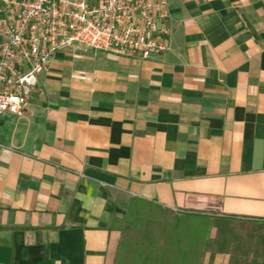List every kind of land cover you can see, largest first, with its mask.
Here are the masks:
<instances>
[{"label":"crops","instance_id":"crops-1","mask_svg":"<svg viewBox=\"0 0 264 264\" xmlns=\"http://www.w3.org/2000/svg\"><path fill=\"white\" fill-rule=\"evenodd\" d=\"M167 13L161 56L62 50L0 117V264H264V0ZM190 217L194 255L171 224ZM213 223L255 228L234 246L252 251L219 250Z\"/></svg>","mask_w":264,"mask_h":264},{"label":"built area","instance_id":"built-area-1","mask_svg":"<svg viewBox=\"0 0 264 264\" xmlns=\"http://www.w3.org/2000/svg\"><path fill=\"white\" fill-rule=\"evenodd\" d=\"M169 0H0V117L39 96L62 50L143 61L167 51Z\"/></svg>","mask_w":264,"mask_h":264},{"label":"trees","instance_id":"trees-1","mask_svg":"<svg viewBox=\"0 0 264 264\" xmlns=\"http://www.w3.org/2000/svg\"><path fill=\"white\" fill-rule=\"evenodd\" d=\"M127 217H129V215L126 214V216L124 215V218L122 220V224H123V232L126 233V235L132 237L133 239H138V240H144V238L146 236H148V233L146 232L147 230L143 229L142 227L139 226V229H136V225L140 224V216H138V214L134 213L133 215L130 216V220H127ZM183 220H172L171 224L174 225V237L175 239H180L181 236H184L186 239L189 240V244H190V253L192 255H194L195 250H194V242H197V240L199 239V235H200V231L198 227H201V234H202V226L207 227L208 225V220L204 219V218H194V217H190L188 220H186V218H182ZM179 222L180 223H185V224H189L190 228L189 230H185L183 233L181 231H179ZM127 224V225H126ZM251 230H256L255 228H250ZM250 229H248L250 232ZM139 241V242H142ZM175 244L177 243L176 241L174 242ZM141 243H138L136 245H134L131 249V254L133 257L138 258V259H143V251L141 248ZM176 253L179 252L178 248H176ZM180 249V248H179ZM166 252H155V255L160 256L162 254H165ZM168 253H171L170 251ZM179 254L181 255V253L179 252ZM139 264H143L142 262H140ZM235 264V263H232Z\"/></svg>","mask_w":264,"mask_h":264},{"label":"rangeland","instance_id":"rangeland-1","mask_svg":"<svg viewBox=\"0 0 264 264\" xmlns=\"http://www.w3.org/2000/svg\"><path fill=\"white\" fill-rule=\"evenodd\" d=\"M212 227L214 228V237L212 236V239L214 238L213 242L216 241L218 246L220 244L221 246H219L218 249L227 251L228 256H235L238 253L240 254L242 250L245 252L252 251L246 248L236 249V247H234L237 244V237L241 234L244 236V233H247L248 231L247 229L237 225H227L223 223H213Z\"/></svg>","mask_w":264,"mask_h":264}]
</instances>
